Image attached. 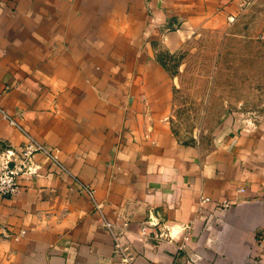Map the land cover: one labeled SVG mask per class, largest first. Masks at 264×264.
Wrapping results in <instances>:
<instances>
[{"label":"crops","instance_id":"0c3cea01","mask_svg":"<svg viewBox=\"0 0 264 264\" xmlns=\"http://www.w3.org/2000/svg\"><path fill=\"white\" fill-rule=\"evenodd\" d=\"M248 1L0 0V110L57 158L0 195V264H123L114 237L131 264H264V126L179 138L164 59ZM19 127L0 111V150Z\"/></svg>","mask_w":264,"mask_h":264},{"label":"rangeland","instance_id":"374dc122","mask_svg":"<svg viewBox=\"0 0 264 264\" xmlns=\"http://www.w3.org/2000/svg\"><path fill=\"white\" fill-rule=\"evenodd\" d=\"M164 59L173 77L172 126L179 138L209 136L227 110L241 127L264 126V0H249L220 28L197 30Z\"/></svg>","mask_w":264,"mask_h":264},{"label":"built area","instance_id":"2783aa9c","mask_svg":"<svg viewBox=\"0 0 264 264\" xmlns=\"http://www.w3.org/2000/svg\"><path fill=\"white\" fill-rule=\"evenodd\" d=\"M228 21L233 20V16L229 15L227 17ZM2 113V116L7 119V121L10 124L16 125L18 124L16 121L10 116V114L0 110ZM25 137V140L21 145H18L16 147H10L6 146L3 149L0 150V195H13L19 190V183H18V176L24 174L26 176H30L36 173L38 165L33 161V155L36 152H40L48 156L49 159H51L53 162H57L56 154H55V148L47 146L46 144L40 142L36 138H34L30 133L23 130L21 127H19ZM80 189L85 191L91 198H92V189L88 187L87 185L80 183ZM238 190H241L242 188H237ZM206 199V198H204ZM229 203L228 200H222L221 204L222 206H227ZM94 205L96 208L99 207V203L94 202ZM152 218H149L144 223L141 224L139 227V230L141 233L145 231V228L148 226V224H153ZM103 226L108 228L110 230V222L108 220L102 221ZM3 236L10 235L6 230H3L1 232ZM163 232L160 230L159 235H161ZM19 235L14 234L13 238H17ZM114 249L115 251H119L122 253L121 259L123 261V264H131L129 262L130 256L125 254L123 252V247L119 244V242L114 237Z\"/></svg>","mask_w":264,"mask_h":264}]
</instances>
